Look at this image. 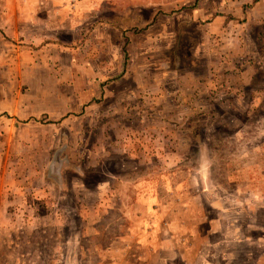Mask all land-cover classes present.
Returning a JSON list of instances; mask_svg holds the SVG:
<instances>
[{"label": "rangeland", "instance_id": "obj_1", "mask_svg": "<svg viewBox=\"0 0 264 264\" xmlns=\"http://www.w3.org/2000/svg\"><path fill=\"white\" fill-rule=\"evenodd\" d=\"M255 1L0 0V264H264ZM98 61L137 74L135 96L31 116L81 81L67 63ZM189 68L185 101L170 89Z\"/></svg>", "mask_w": 264, "mask_h": 264}, {"label": "crops", "instance_id": "obj_2", "mask_svg": "<svg viewBox=\"0 0 264 264\" xmlns=\"http://www.w3.org/2000/svg\"><path fill=\"white\" fill-rule=\"evenodd\" d=\"M254 4V7L251 8L246 19V26L248 29L252 26L253 22L256 24L264 23V0L255 1ZM249 37H253V34L248 30L247 36L242 39L243 44L245 42L247 49L251 48L250 43L248 46L246 42V40L250 39ZM230 40H234V38ZM120 49L121 46H119V50ZM226 50H228L227 47ZM65 66L66 69L81 66V70L83 71L82 76L80 75L81 81L76 83L77 79L74 80L73 77L70 79L66 78L59 85V87H64V89H48L45 96H43L40 101L43 109L31 114V116H34L35 118L42 116L47 120H52L53 122L60 119L62 120L66 117L78 118V116H82L86 119L94 118L96 116L103 117L105 114L104 106L110 100L111 96L114 97L112 100L116 101L115 96L130 95V97H132L138 92V83H136L137 74L130 73L129 68L127 66H123V62H113L110 64H106L101 61L83 62L81 65L76 62H70ZM201 79L202 77H197L195 69L189 68L185 74L178 79L179 81H176L178 89H170V91L173 95L178 93V98H182V100L185 98V101L187 99L188 101L197 99V84H200ZM220 82L223 81L220 80ZM213 85L214 87L211 88H214L216 91L217 83L213 81ZM75 86H77V88H75ZM154 86V84L149 83V92L153 91ZM214 90L212 91L215 92ZM145 92H148V87ZM161 92L163 93V91ZM185 108L186 110H189V105L185 106ZM130 112L131 111H128V114H130ZM13 116L17 117L18 115ZM53 124L60 126L59 123ZM67 130L68 129H65L64 131Z\"/></svg>", "mask_w": 264, "mask_h": 264}]
</instances>
